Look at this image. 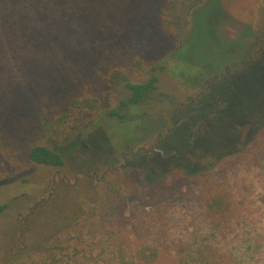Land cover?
<instances>
[{"label":"rangeland","instance_id":"1","mask_svg":"<svg viewBox=\"0 0 264 264\" xmlns=\"http://www.w3.org/2000/svg\"><path fill=\"white\" fill-rule=\"evenodd\" d=\"M162 5L0 0V113L29 123L0 142L3 173H15L0 181V264L39 262L32 249L42 241L62 243L70 264H106L95 247L83 254L92 223L120 230L132 248H156L153 264H264V0H208L182 40L163 31ZM135 57L152 65L139 81L156 75L155 91L119 109L129 95L121 86L93 117L100 124L48 144L62 167L28 160L45 112L110 91L106 71ZM115 108L125 119L109 117ZM236 126L240 153L212 167L220 153L211 144L223 136L220 150H230L226 133ZM217 188L232 202L228 230L205 213Z\"/></svg>","mask_w":264,"mask_h":264},{"label":"trees","instance_id":"2","mask_svg":"<svg viewBox=\"0 0 264 264\" xmlns=\"http://www.w3.org/2000/svg\"><path fill=\"white\" fill-rule=\"evenodd\" d=\"M162 1L163 5L160 13V23L163 31L168 34V36L182 40L185 39L188 27L193 21V15L202 10L208 0ZM190 18L192 19L191 22ZM182 42L184 43V40ZM251 62L252 61L246 62L242 60V63L240 62L242 64L241 70L238 73H234V75L239 78L242 75V72L248 70V68L246 69L248 64H255ZM151 66L152 65L145 62L143 59L135 57L123 65L116 66L106 71L105 81L109 86L110 91H100L94 95L73 98L66 102L64 109H67V111L58 110L52 115L45 112L38 120L40 126L38 128L37 141L30 142L27 145L28 147L26 151L28 160L38 165L54 168L62 167L64 165L62 156L57 151L51 149L48 144H67L77 135L86 132L91 127L94 128L97 124H100V120L93 119V117L99 113L101 109H104L105 103L110 99L111 93L117 91L121 86L126 88L129 95L127 98L120 101L119 109H126L139 104L157 88L158 78L154 74L144 82L139 81L140 78L148 74ZM228 80L229 78H225L224 81H220L225 84ZM209 96L210 93L202 102L204 103ZM213 113L214 112L212 111H208L206 117H212ZM1 114L2 113H0V142L8 141L11 136H18L20 132H23L25 126L29 125L25 119L7 122L2 118ZM108 114L111 118L116 117L117 119H125V114L120 113L117 108L112 109ZM263 114L264 113L261 112L259 117L261 118ZM39 124L37 123V125ZM230 125L231 124L228 126L230 127ZM262 126L263 124L260 127ZM229 127L226 134L230 137L227 139L228 147H226V149L230 148V150H220L224 148L225 140L223 136L221 139H215L214 143L211 144V147L214 150H219L218 153L220 154L212 157V167L224 158L238 154V152L240 153L241 148L239 146L242 142L237 140V126L231 128V130ZM260 131L264 134V127L261 128ZM253 143L254 141L251 145ZM254 146L255 148H258L259 144H256L255 142ZM13 175H15V173H3V169L0 165V181L9 179ZM162 175L163 173L151 175V177L148 178L150 180L149 182L155 181ZM5 208L6 205H0V215ZM204 209L207 217L214 226L220 227V225L223 224L227 230L229 229V222L232 220L233 215V207L230 196L225 189L217 188L210 192L204 203ZM96 212L97 211L93 209V213L96 214ZM87 234L89 236V244H86L87 250H85L83 254L86 255L95 247L100 250L97 254L98 257L106 259V264H111L112 261L115 260H117L118 263L120 262V264H153L157 260L158 251L156 248L149 245L135 246V248H132L130 246V241L124 236H121L120 230L117 233L107 231L102 223L99 225L93 223L90 224ZM62 249L63 246L60 242L59 244H55V246H51L49 242L42 241L32 249L33 252L41 254V260L31 264H70V257L68 254H62ZM58 253L61 256H59ZM107 253H109L110 256H108ZM82 256L85 257L84 255ZM208 257L211 256L208 255ZM126 259L127 261H125ZM3 264L17 263H14V260L11 259Z\"/></svg>","mask_w":264,"mask_h":264},{"label":"flooded vegetation","instance_id":"3","mask_svg":"<svg viewBox=\"0 0 264 264\" xmlns=\"http://www.w3.org/2000/svg\"><path fill=\"white\" fill-rule=\"evenodd\" d=\"M250 61H251V59L247 60L246 62H250Z\"/></svg>","mask_w":264,"mask_h":264}]
</instances>
